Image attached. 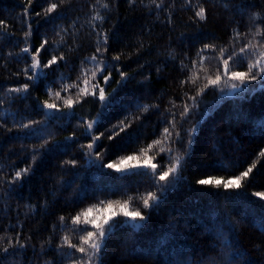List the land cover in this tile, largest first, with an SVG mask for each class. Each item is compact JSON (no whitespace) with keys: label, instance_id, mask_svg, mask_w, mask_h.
Masks as SVG:
<instances>
[{"label":"trees","instance_id":"obj_1","mask_svg":"<svg viewBox=\"0 0 264 264\" xmlns=\"http://www.w3.org/2000/svg\"><path fill=\"white\" fill-rule=\"evenodd\" d=\"M105 2L107 9L102 7ZM24 3L0 0V20L7 25L0 28V264H72L75 257L68 253L74 250L60 245L64 235L78 242L80 234L71 222L76 213L101 200L123 201L148 191L159 197L150 202L154 207L145 209L138 199L129 204L145 220L116 224L93 264H264V201L254 195L264 191V87L252 81L243 86L247 91L232 90L230 84L239 81L227 78L218 87H206L207 77H215L220 47L227 58L233 48L238 53L253 39L249 33L234 40V31L264 29V0H163L159 9L149 0H65L49 15L43 11L49 0H33L27 17ZM200 5L206 9L203 21L195 17ZM97 12L104 19L93 27ZM254 13L260 14L255 23ZM29 25L27 44L33 52L48 41L39 55L42 64L52 55L64 57L44 69L47 75L35 83L22 71L31 63L21 52ZM97 33L107 34V51L102 45L101 53L96 52ZM255 41L264 43V37ZM205 44L216 50L204 53L208 59L201 68L197 52ZM93 55L108 66L104 75L110 70L107 85L99 73L92 79L97 70L90 61ZM117 55L120 59H113ZM194 60L196 83L182 86L193 75ZM231 64L233 70H247L240 56ZM82 68L87 76L78 79ZM85 78L89 92L99 81L110 103L101 107L95 97H77V88H70L61 92L75 102L68 108L47 94L49 87L55 92L62 84L85 87ZM23 83L30 85L26 93L8 91ZM199 89L203 92L197 95ZM44 101L57 103L60 111L43 108ZM185 103L189 110L181 118ZM144 105L152 107L144 112ZM173 113L172 137L165 139L161 132L173 123ZM96 119L92 131L103 136L89 150L92 138L85 122ZM29 121L38 123L18 127ZM120 121L130 125L109 139ZM155 140L161 143L154 145ZM148 145H153L148 156L158 165L157 172L168 165L169 155L181 158L177 173L159 182L162 189L151 175L121 177L101 166L140 154ZM161 147L171 148V153L160 152ZM71 160L75 165L66 163ZM254 163L240 189L197 183L239 175ZM24 167H30L29 173L13 183L15 172ZM127 219L117 216L112 222ZM132 223L142 226L134 229ZM17 236L25 247H9Z\"/></svg>","mask_w":264,"mask_h":264},{"label":"snow or ice","instance_id":"obj_2","mask_svg":"<svg viewBox=\"0 0 264 264\" xmlns=\"http://www.w3.org/2000/svg\"><path fill=\"white\" fill-rule=\"evenodd\" d=\"M33 0H25L24 3V11L23 15L25 17L28 16L29 9L31 7ZM65 0H58V2H54V0H49V4L46 8L43 9L44 13L46 15H49L53 12H55L58 7L63 4ZM99 2V0H98ZM134 3L135 0H132ZM144 0H141V3H143ZM149 2L157 9L162 7L163 0H160V2H157V0H149ZM187 4H191V0H185ZM95 7V5L93 6ZM103 8L107 9L109 7L108 3L105 2L102 5ZM37 16L40 15V12L35 13ZM195 17L199 18L200 20H206V9L200 5L198 10L195 11ZM260 17L259 13H254L252 16L253 23H255V20ZM104 17L101 16L98 12L92 17L93 27L95 21H103ZM6 22L4 20H0V28H6ZM29 31L25 32V42L26 46L21 49L22 53H25L29 56L31 59V63L28 64L22 71L24 76L27 77L28 81H31L32 83H35L37 79H39L41 76H46L47 73L44 72V69L51 68L52 65L58 64L60 60H63L64 57L61 55L57 57L56 55H52L51 59L48 60L46 63H41L39 59V55L42 49H44V46L48 43L47 40H44L41 45L35 50V52L32 51L31 45L27 44L28 37L31 34L30 25ZM251 33L253 39L248 40L243 46L239 48V52L237 53L235 48H233V51L231 54L225 58V49L223 46L219 49V55L217 57V64L216 67V74L215 77L208 76L207 77V85L211 87H218L221 84V81L227 78L229 81H239V84L237 83H231L230 88L232 90H237L238 88L242 91H247L248 89L246 87H243L247 85L248 83L252 81H259L261 83V86L264 87V43L261 41H255V37L261 36L264 37V29H261L259 26H256V31L252 32L251 28L249 29V32L246 33H240L238 30L234 31L233 39L239 40L241 35L247 37ZM107 34L106 33H97V48L96 52L101 53L102 51V45H103V51H107ZM255 41V43L253 42ZM208 50L215 51L216 46L212 44H205L203 48L199 49L197 52V57L200 62L201 68L203 67L204 61L208 59L204 55V53ZM240 56V59L246 62V71H237L233 70L234 64L230 65V61H234V58ZM249 57H252L249 59ZM113 59L119 60L120 57L117 55L113 57ZM90 61L95 62L96 71H92V79L95 80L97 74H101L102 79L104 81V84L107 85L108 81L110 79V70L107 75H104L105 69L108 67L103 63V61L98 60L96 55H93L90 58ZM197 61H192V69L190 71H193L196 67ZM182 67H188L187 65H182ZM87 69H81V76L78 77V79H81V77L87 76ZM31 73V74H30ZM121 77L123 78L125 74L123 72L120 73ZM82 84L85 85V87H80L79 84H62L59 91L53 92L52 89L49 87L47 89V94L52 97L54 96L58 100H63V105L65 107L71 108L73 104L75 103L73 99L69 98H63L61 97V92L67 93L70 88H77V97H79L81 94L84 96L91 95L95 97L98 101L101 102V107H105L107 103H110L108 100V97L105 94L104 87L100 86L99 81H96L94 84H92V90L89 92L87 85L89 84L88 79H82ZM186 83L195 84V72L193 71V75L189 76L186 80L181 81V85L183 86ZM29 83H23L20 87L11 88L8 91L12 93H26L29 89ZM115 91V90H113ZM220 91L223 93L224 89L221 88ZM203 89H199L197 91V95L202 94ZM228 95H232V92H229ZM193 100H195V97H192ZM2 103V101H0ZM174 104V102H173ZM43 108H47L49 110H53L55 112H59L60 108L58 107L57 103H49L47 101H44L41 105ZM175 106V105H174ZM150 105H144L142 106V111L147 112L150 109ZM188 106L185 103L184 105V111L181 113V118L183 116L187 115L188 112ZM47 114V113H46ZM175 119L176 115L173 113V123L170 124L168 127H165L162 132L161 136L165 139H171L172 133L170 131L171 128L175 125ZM125 120H128V117H125ZM38 123L37 121H29L26 124H20L18 127L20 128H29L32 124ZM99 123V120H92V121H86V134L92 138V143L87 145V148L89 150L93 149V146L96 144V141L100 139V136H103V133H100V136L95 135V133L92 131L94 126ZM129 124H124V121H120L117 125H113V129L110 130L111 134L109 136V139H112L114 136L119 135L120 132H123L126 127H128ZM118 129V130H117ZM195 132V129L189 130V136L191 137L192 133ZM179 134L177 133V136ZM48 141L45 140V144ZM161 143V140H155L153 141L154 145H159ZM191 144V139H189V145ZM153 145H148L147 149H140V154H131V155H124L120 156L118 159L109 162L107 164H102L101 166L107 169H112L117 173L121 174V177H128V176H145V175H151L154 180L153 183L159 186L161 189L164 187V185H160L159 182L161 181H167L168 178L175 173H177L178 169L181 167V158L180 157H172L171 155L168 156V165L165 166V168L161 169L159 172L156 171L158 165L156 163L152 162V157L148 156V150L152 148ZM81 147H84L83 145ZM167 151L169 154L171 153V148L165 149L163 147L160 148V152ZM260 156L264 157V151L260 153ZM32 162L34 163L36 160V153H33V156L31 157ZM68 164L75 165L76 161H66ZM256 167L255 163L249 166L245 171L241 172L239 175H233L229 176L227 179L224 177H208L199 179L197 181L200 185H212L216 188H220L221 186L224 189H240L242 187V181H244L246 178L249 177V174L253 171V169ZM30 171V167H24L20 169L19 171L15 172V176L13 178V183L21 178L22 176L28 174ZM107 175H111V173H108ZM254 195L258 197L260 200L264 201V191L261 192H255ZM133 199H138L142 201L143 208H151L154 207V203L150 202H158L159 197L157 196L156 192L148 191L144 195H139L137 197H131L129 196L127 200H108V201H99L97 204H93L90 206H87L86 208L81 209L78 213H76L75 216L71 218L72 222V230L79 233V239L77 243H72L69 239L68 235H64L61 241L60 247L67 246L70 249H73L74 251L68 253L69 257H75V259L72 260V264H93V259H99V254L101 252V248L104 245L106 237L114 230L116 227V224L123 223L128 224L130 222L134 221H143L145 220V217L142 215L141 211L139 209L136 210H129V204L130 201ZM117 216H123L128 218L124 221H116L112 222L114 217ZM61 222L63 223L64 217H60ZM107 226V227H106ZM132 228L139 229L142 225L140 223H132ZM3 240V237H0V241ZM19 246L20 248L25 247L24 244L20 243L19 237L17 236L15 240V244L9 241V247H16ZM8 247H4L2 249L3 252H8ZM80 253V256H75L76 253Z\"/></svg>","mask_w":264,"mask_h":264}]
</instances>
